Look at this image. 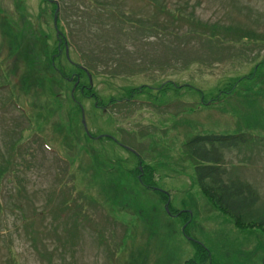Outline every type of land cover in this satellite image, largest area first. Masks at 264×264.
<instances>
[{"label": "rangeland", "instance_id": "1", "mask_svg": "<svg viewBox=\"0 0 264 264\" xmlns=\"http://www.w3.org/2000/svg\"><path fill=\"white\" fill-rule=\"evenodd\" d=\"M57 1L0 0V264H186L196 242L195 264H264V232L207 199L186 146L245 133L222 166L264 215V0Z\"/></svg>", "mask_w": 264, "mask_h": 264}, {"label": "trees", "instance_id": "2", "mask_svg": "<svg viewBox=\"0 0 264 264\" xmlns=\"http://www.w3.org/2000/svg\"><path fill=\"white\" fill-rule=\"evenodd\" d=\"M201 31H215L216 26L209 27L205 24L199 23ZM196 27V28H197ZM238 29L234 27L227 28L226 33L237 35ZM248 33V32H246ZM258 41H264V38L257 37ZM264 43V42H262ZM57 55L51 54L52 66L56 68L55 57ZM58 71V70H57ZM60 71V70H59ZM58 71V72H59ZM61 76L63 71L59 72ZM254 72L247 75H242L235 78L230 86H228L222 93H231L237 84L244 80L254 78ZM76 79L73 77L72 81ZM78 87V86H77ZM221 97V94L216 96L212 101ZM114 101V100H113ZM210 101V102H212ZM250 138L245 133L239 134H205L195 135L186 144L189 155L195 160L196 165V180L207 199L221 212L228 214L233 224L239 228H259L264 232V215H252L255 209L259 196L255 188L248 182L242 181L237 177H226V168L223 164V150L229 147H237L239 144L248 142ZM138 171H134L139 183L145 188H150L160 192L162 198L167 201L169 194L155 188L153 183H150L144 176L148 175L145 171V166L141 164V169L137 167ZM3 172L0 169V176ZM169 207V203H168ZM172 214L183 215L185 217V225L183 232L186 234V228L189 221V212L185 210H171ZM197 254L202 253L200 260L196 261L194 258L188 259L186 264L205 263L209 262L211 257L207 249L196 242Z\"/></svg>", "mask_w": 264, "mask_h": 264}, {"label": "flooded vegetation", "instance_id": "3", "mask_svg": "<svg viewBox=\"0 0 264 264\" xmlns=\"http://www.w3.org/2000/svg\"><path fill=\"white\" fill-rule=\"evenodd\" d=\"M85 88H87V86ZM85 88L83 86L79 87L80 91H83V89H85Z\"/></svg>", "mask_w": 264, "mask_h": 264}, {"label": "water", "instance_id": "4", "mask_svg": "<svg viewBox=\"0 0 264 264\" xmlns=\"http://www.w3.org/2000/svg\"><path fill=\"white\" fill-rule=\"evenodd\" d=\"M57 2V1H56ZM58 8H59V6H57ZM57 11H58V9H57ZM55 13H57V12H55ZM75 85H76V83H75ZM166 209L168 210V207L166 206ZM169 211V210H168Z\"/></svg>", "mask_w": 264, "mask_h": 264}]
</instances>
